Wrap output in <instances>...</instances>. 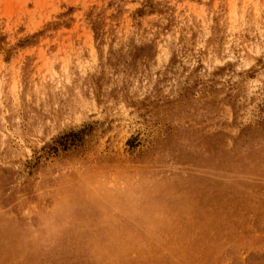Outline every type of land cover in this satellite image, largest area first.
<instances>
[{
    "label": "rangeland",
    "instance_id": "rangeland-1",
    "mask_svg": "<svg viewBox=\"0 0 264 264\" xmlns=\"http://www.w3.org/2000/svg\"><path fill=\"white\" fill-rule=\"evenodd\" d=\"M0 264H264V0H0Z\"/></svg>",
    "mask_w": 264,
    "mask_h": 264
}]
</instances>
